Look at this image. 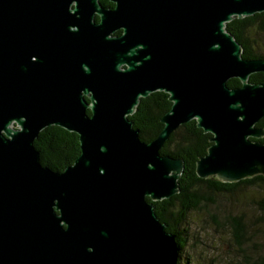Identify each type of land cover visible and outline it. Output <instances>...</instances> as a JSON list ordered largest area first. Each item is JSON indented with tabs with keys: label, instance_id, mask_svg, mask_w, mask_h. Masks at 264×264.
<instances>
[{
	"label": "water",
	"instance_id": "obj_1",
	"mask_svg": "<svg viewBox=\"0 0 264 264\" xmlns=\"http://www.w3.org/2000/svg\"><path fill=\"white\" fill-rule=\"evenodd\" d=\"M112 1L0 0V264H176L152 202L180 191L183 160L159 150L192 119L211 134L198 177H264V58L225 28L264 0ZM154 91L171 107L145 142L128 116ZM51 125L78 135L62 171L33 143Z\"/></svg>",
	"mask_w": 264,
	"mask_h": 264
},
{
	"label": "trees",
	"instance_id": "obj_2",
	"mask_svg": "<svg viewBox=\"0 0 264 264\" xmlns=\"http://www.w3.org/2000/svg\"><path fill=\"white\" fill-rule=\"evenodd\" d=\"M225 28L242 46V56L247 59L264 58V11L254 13L243 18H233L225 24ZM253 83L264 81V73L257 72L249 76ZM229 87H237L240 82L237 78L227 81ZM171 107L168 94L164 91H154L146 97H141L135 111L128 116L133 126L139 129L142 141L154 139L162 129L160 118ZM264 128V116L256 124ZM211 134L198 127L196 120L181 124L164 142L159 152L174 158H181L184 169L178 179L180 191L168 199L153 201L157 217L166 224V230L175 236L178 247L176 264H192L183 251L188 244L187 228L185 223L190 211L212 204L216 195L232 193L242 186L258 187L261 191L254 204L264 211V177L256 175L236 182L225 183L215 177L200 178L195 172L196 160L204 155L211 144ZM264 142V137L260 139ZM34 146L40 153L43 165L53 170L62 171L73 163L79 155L78 135L60 126L51 125L42 129L34 140ZM149 201V198H147ZM237 243L242 244L246 228L239 216L226 218ZM255 264H264L261 257Z\"/></svg>",
	"mask_w": 264,
	"mask_h": 264
},
{
	"label": "rangeland",
	"instance_id": "obj_3",
	"mask_svg": "<svg viewBox=\"0 0 264 264\" xmlns=\"http://www.w3.org/2000/svg\"><path fill=\"white\" fill-rule=\"evenodd\" d=\"M261 190L242 186L232 193L215 196L212 204L187 215L188 244L183 251L192 264H255L264 257V211L254 200ZM239 216L246 228L237 243L226 218Z\"/></svg>",
	"mask_w": 264,
	"mask_h": 264
},
{
	"label": "flooded vegetation",
	"instance_id": "obj_4",
	"mask_svg": "<svg viewBox=\"0 0 264 264\" xmlns=\"http://www.w3.org/2000/svg\"><path fill=\"white\" fill-rule=\"evenodd\" d=\"M97 4H98V7L100 8H103V9H108V10H112L115 8V2L112 1V0H97ZM75 6V1H73L70 6H69V9L72 10V8ZM73 12V11H71ZM91 20L94 24H97L100 22L101 20V17H100V14L97 10H94L92 13H91ZM74 29L75 27H71V29ZM123 27H118V28H115L114 30H112L110 33H109V36L110 37H119L123 34ZM84 98L88 101V98L86 95H84ZM86 112L88 114H90V110L87 109Z\"/></svg>",
	"mask_w": 264,
	"mask_h": 264
}]
</instances>
